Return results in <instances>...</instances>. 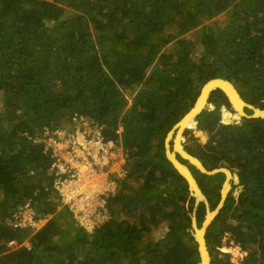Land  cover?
I'll list each match as a JSON object with an SVG mask.
<instances>
[{
  "label": "trees",
  "instance_id": "trees-1",
  "mask_svg": "<svg viewBox=\"0 0 264 264\" xmlns=\"http://www.w3.org/2000/svg\"><path fill=\"white\" fill-rule=\"evenodd\" d=\"M212 78L264 108V0H0V264H200L193 216L202 227L207 204L165 141ZM209 102L195 120L208 140L188 130L184 147L208 169L229 168L242 188L207 227L211 264H234L221 249L230 240L247 252L242 264H264V118L246 108L223 122L221 107L233 108L221 89ZM75 114L128 152L111 218L93 232L62 203L42 140ZM178 157L216 209L226 174ZM28 203L35 220L48 218L39 228L16 224Z\"/></svg>",
  "mask_w": 264,
  "mask_h": 264
},
{
  "label": "built area",
  "instance_id": "built-area-1",
  "mask_svg": "<svg viewBox=\"0 0 264 264\" xmlns=\"http://www.w3.org/2000/svg\"><path fill=\"white\" fill-rule=\"evenodd\" d=\"M69 124L71 128H45L42 140L45 148L52 151L51 169L56 174L55 185L62 203L79 225L93 232L111 218L108 202L118 187L112 174L126 175V152L120 142L106 139L103 127L84 114L73 115ZM122 130L120 126L117 132ZM35 214V209L26 204L18 211L16 224L39 228L42 224L38 225Z\"/></svg>",
  "mask_w": 264,
  "mask_h": 264
},
{
  "label": "water",
  "instance_id": "water-1",
  "mask_svg": "<svg viewBox=\"0 0 264 264\" xmlns=\"http://www.w3.org/2000/svg\"><path fill=\"white\" fill-rule=\"evenodd\" d=\"M214 81H218L220 83V86L212 87L211 83ZM231 88L233 89L232 90L233 92L230 90ZM216 89H221L226 94V96L228 97V99L231 103V106L236 111H238V109H237L235 102L233 101V96L238 97V101L240 102V104H242V107L239 110V111H241L240 112L241 113L240 119L242 116H249L245 112L246 108L254 109V113L250 116H252V117H263L264 118V114L261 113V111H264V108L258 107V106H255L253 104L246 102L233 82H231L230 80L224 79V78H212V79L208 80L203 85L201 92H200L194 106L175 124L173 129L170 130V132L168 133V135L166 137L165 144H166L167 157L173 163L175 168L188 181L192 195L196 196V198H197V203H199L200 201L203 200L207 204V215H206V219H205L202 227L198 226L196 216L195 215L193 216V229L195 232V237H196L198 244H199V251H200V255H201L200 264H211L212 258H211L210 251H209L207 241H206V230H207V227L212 222V220L216 217V215L218 214V212L222 208L224 201L227 197V194L231 188V182H232L231 180L233 179L234 176H233L232 171L226 167L208 169L198 157H196L193 154H190L185 149L184 144L182 143L183 141H181V142L177 141V143H178L177 146H179V148H177L175 140L179 134L183 136L184 131L182 133V131H181L182 127L186 124V122L189 120L191 115H194V113L199 111L201 108L202 109L200 110V112L203 109L208 108V107L209 108H215V106L209 102V98H210L212 91H214ZM201 99L204 100V103H206V104L202 103ZM257 111H259V112H257ZM200 112H197L194 115L195 118H197V116L199 115ZM197 127H198V125H197ZM170 133H172V135H171L169 142H168V138H169ZM170 142H172V143H170ZM171 146H172V149L170 148ZM178 154L183 159H187L189 161V164L195 166L197 169H199L203 173L216 174L219 172H224L226 174L227 179H226L225 184H224L222 191H221L222 200L219 203V205L216 207V209H212L210 207L208 200H207L206 196L204 195V193H203V191H202V189L198 183L196 176L194 175V173L191 170L190 165L184 164L181 161V159L178 157ZM235 177L239 180L238 176H235ZM224 189H226L225 193H224ZM240 191H242L241 187H240Z\"/></svg>",
  "mask_w": 264,
  "mask_h": 264
},
{
  "label": "rangeland",
  "instance_id": "rangeland-1",
  "mask_svg": "<svg viewBox=\"0 0 264 264\" xmlns=\"http://www.w3.org/2000/svg\"><path fill=\"white\" fill-rule=\"evenodd\" d=\"M196 36V34H193V35H191V34H187V37L190 39V40H193V38ZM196 53H199L200 54V52L198 51V52H196ZM212 104V103H211ZM233 108V107H232ZM225 109H227V110H229V111H231L232 113H237V111L233 108V110L229 107V106H226V105H223L222 107H221V114H222V120L223 121H225V122H233V121H239L240 120V116H236V117H231L229 120H226L225 118H224V110ZM252 111H253V113H254V109H251ZM245 112L248 114V112L246 111V109H245ZM71 122V120L70 119H68V120H66V121H63V123H65L64 125H63V127H66V128H71L70 127V123ZM189 130V132H188V134H190V133H193L194 135H195V137H198L202 142H206L207 140H208V133L207 132H205V131H203V133H204V139H202L201 138V136H199L197 133H196V128L195 127H193V128H189V129H187V130H185L184 131V133H183V136L181 137V141H183L182 143L184 144V142H185V140H186V135H185V133H186V131H188ZM200 131V130H199ZM170 143H172V142H170ZM120 145L123 147V145L120 143ZM172 145V144H171ZM171 149H172V146L170 147ZM124 149V148H123ZM125 151V150H124ZM123 151V152H124ZM126 152V151H125ZM127 154H128V152H126L125 154H124V158H125V167H126V161H127ZM187 160V159H186ZM233 179L231 180L232 182H231V188H230V190H232L233 189V191L235 192V195H237L238 193H239V191H240V187H238V186H235V187H233V182L235 183V184H237L238 183V179L235 177V175L233 174ZM112 177L117 181V186H119V184H120V182H119V180H120V178L121 177H119L116 173H113L112 174ZM225 184V183H224ZM229 190V191H230ZM195 198H196V196H195ZM196 200H197V198H196ZM47 219L48 218H46V219H44L42 222H40V221H38L39 223H38V225L40 224H43L45 221H47ZM165 233H166V227H165V224H162L161 225V227H159V228H155V231H154V234H155V236H156V239H159V238H161V237H163L164 235H165ZM228 238H226L225 240H227ZM223 251H227V252H230V254H231V260L234 262V264H242V261H243V258L245 257V255L247 254V252L246 251H244L238 244H236L233 240H230L229 241V243L227 244V245H224L222 248H221Z\"/></svg>",
  "mask_w": 264,
  "mask_h": 264
},
{
  "label": "bare ground",
  "instance_id": "bare-ground-1",
  "mask_svg": "<svg viewBox=\"0 0 264 264\" xmlns=\"http://www.w3.org/2000/svg\"><path fill=\"white\" fill-rule=\"evenodd\" d=\"M211 84H212V87L220 86V83H219L218 81H214V82H212ZM230 90L232 91L233 89L231 88ZM232 92H233V91H232ZM232 92H231V93H232ZM233 101L235 102V104H236V106H237V109H238L237 113L241 115V113H240L241 111H239V110H240V108L242 107V104H240V102L238 101V97L233 96ZM201 102L204 103V100L201 99ZM204 104H206V103H204ZM201 107H202V106H201ZM201 109H202V108H201ZM201 109H200V110H201ZM205 109H213V108H209V107H208V108H205ZM200 110L197 111V112H200ZM203 110H204V109H203ZM203 110H202V111H203ZM226 110H227V109H226ZM202 111H201V112H202ZM197 112H196V113H197ZM201 112H200V113H201ZM257 112H259V111H257ZM196 113H194V115H195ZM200 113H199V114H200ZM261 113L264 114V111H261ZM194 115H191L190 118H189V120H188V121L186 122V124L182 127V130H181L182 133H183V131H185V130H187V129H189V128H193V127L196 128V127H197V125L195 124V120H196V118H195ZM192 122H193L192 126H189ZM184 129H185V130H184ZM196 130H199V129L196 128ZM171 135H172V133H170V135H169L168 142H169V139H170ZM181 137H182V135H180V134L177 136V138H176V140H175V141H176V146L178 145L177 141H180V142H181ZM177 148H179V146H177ZM177 148H176V149H177ZM225 192H226V189H224V193H225ZM199 196H200V195H199ZM200 197H201V196H200ZM199 232H200V231H199ZM199 236H200V235H199Z\"/></svg>",
  "mask_w": 264,
  "mask_h": 264
},
{
  "label": "flooded vegetation",
  "instance_id": "flooded-vegetation-1",
  "mask_svg": "<svg viewBox=\"0 0 264 264\" xmlns=\"http://www.w3.org/2000/svg\"><path fill=\"white\" fill-rule=\"evenodd\" d=\"M214 105V104H213ZM215 106V105H214ZM224 186V185H223Z\"/></svg>",
  "mask_w": 264,
  "mask_h": 264
}]
</instances>
